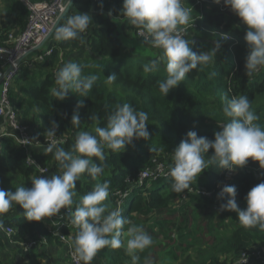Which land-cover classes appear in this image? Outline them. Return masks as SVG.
<instances>
[{"label": "trees", "instance_id": "trees-1", "mask_svg": "<svg viewBox=\"0 0 264 264\" xmlns=\"http://www.w3.org/2000/svg\"><path fill=\"white\" fill-rule=\"evenodd\" d=\"M6 1L10 3V11L15 12V19L20 27H25L29 9L24 1ZM28 1L34 3L44 0ZM195 1L188 0L187 3L193 4ZM122 2L123 0H108L98 3H93L90 0H75L70 15L65 16L61 21V24L65 23L68 17L78 12H96L94 16L90 15L92 23L81 34L84 43L89 45L87 52L89 57L82 59L79 63L82 66H87L82 68V75L97 76V80L87 96L70 91L67 97L61 101L51 95V88L56 86L53 69L60 61L61 50L59 49H55L46 61L38 62L33 74L29 75L27 67L23 68L21 75L14 80L10 91L11 103L19 111L23 120H25L23 112L29 118L32 110H39V113L35 111L36 113L31 116V119L32 124L41 134H46L47 129L51 127L52 120L59 124L56 134L61 136L70 130L77 133L78 131H88L97 126L103 127L106 123L107 113L117 104L128 103L135 109L148 113L149 140L143 138L134 140L133 145L126 146L125 150L120 153L105 150L106 159L103 162L106 165L105 172L98 177V181L101 183L104 180L110 181V193L105 203L109 204L112 209L115 206L113 190L128 187L126 177L129 174L137 173L148 163L150 147L158 146L172 154L180 141L186 138V133L189 130L196 131L198 136L214 139V132L221 130L217 122H226L227 120L222 112L224 103L222 98L225 95L229 99L233 95L248 96L252 110L260 117L258 123L264 127V68L260 69L254 77L249 78L245 75L244 63L248 54L247 44L244 40L246 25H236L234 15L228 17L223 12L206 9L203 18L198 19V27L189 30V35L194 33L190 47L196 52L207 51L214 47L215 42L218 41L221 46L216 57L202 70L198 67L190 71L185 79L178 86L172 88L165 97L159 91L157 83L166 78L163 65L152 73L143 71V65L160 55L161 50L151 47L153 56L150 59H146L142 55L137 60L122 56L125 45L117 34L118 19H114L120 15L119 9ZM110 10L111 16L108 15ZM192 12L196 13V10ZM126 22L125 26L131 28L128 31L151 46L137 35L134 27ZM221 33L231 35L236 39V42L222 39ZM207 37L211 40H205ZM52 41L55 40L52 39ZM56 44L64 49L74 48L78 51L83 43L79 39H75L58 41ZM132 48L135 50L133 46ZM90 57L96 59L91 60ZM72 61L74 62L73 58ZM211 72H215L216 75L209 78ZM109 75H115L116 80L111 84H106L105 80ZM81 100L84 102V106L78 110L81 123L79 127H74L71 125V116L77 103ZM93 114L97 115L99 119H91ZM74 135L70 136L63 148L70 149L75 139ZM44 150L45 147H32L30 153L36 158L39 165L52 166L51 173H57L58 163L53 154H45ZM1 151L0 189L15 191L17 187L22 186L8 183V178L14 174L23 178L25 181L23 186L31 187L30 179L35 175L37 169L36 166L27 164L26 150L19 147L11 137L4 136L1 141ZM212 151L209 149L208 154L211 155ZM93 160L100 163L95 157ZM224 170L212 165L204 170L192 184L195 187L212 188L221 178V173ZM98 181L92 180L87 173L81 176L77 181L76 196L73 197L74 208L80 196L91 191ZM261 181H264V173H255L246 167L236 170L230 185H235L237 189L236 201L241 210L247 206L244 199L247 192ZM172 182L170 177H166L152 180L147 185L134 187L129 204L121 213L131 223L143 226L153 238V244L138 253L140 256L138 264H144L145 257H149L152 264H163L158 261L161 252L174 259L185 256L191 246L197 244L199 231L207 226L205 240L215 245L214 251L204 252L198 246L194 256L188 257L185 264H208L210 262L230 264L232 258L240 251L258 246L264 248V231L258 228L242 227L239 222L235 225V222L238 221L237 213L219 211V207H214L213 198L190 193L188 202L181 203L180 207H173L181 193L177 194L172 191ZM23 212L20 205L13 204L7 213L0 215L2 223L14 227L16 231L14 238L17 241L25 240L27 237L37 239L39 234L44 235L50 242L54 241L55 237L43 219L28 221L24 218ZM217 216L219 223L215 224L214 220ZM227 218L228 222H234L235 226L229 227L224 232L218 231L217 228ZM206 222V226L202 227ZM128 227L129 225L125 224L122 232H126ZM163 228H165V232L161 230ZM5 239V235L0 233V256L6 247ZM164 239H167V244ZM57 242L61 243L59 240ZM159 248L163 250L158 252ZM34 251L36 250L28 252L29 262L27 264H43ZM219 254L225 256L224 260ZM92 262V264H131V257L126 254L125 247L115 249L105 247L97 252ZM0 264L5 263L0 259Z\"/></svg>", "mask_w": 264, "mask_h": 264}, {"label": "clouds", "instance_id": "clouds-1", "mask_svg": "<svg viewBox=\"0 0 264 264\" xmlns=\"http://www.w3.org/2000/svg\"><path fill=\"white\" fill-rule=\"evenodd\" d=\"M71 0H67L70 6ZM220 4L221 0H213ZM223 4L240 18L247 26L244 35L248 54L245 57V75L254 77L264 68V0H223ZM191 8L183 6L182 0H123L119 9L122 18L134 26L141 34H148L151 47L161 50V54L143 65L145 73H152L163 65L166 78L158 81L159 91L166 97L169 91L178 86L193 69L202 70L211 64L220 48V43L207 51L196 52L190 47L192 41L183 37L186 25L191 20ZM112 15L111 10L108 13ZM92 17L88 13L78 12L67 18L66 22L54 29L57 41L79 39L84 43L83 36ZM222 39H227L223 36ZM77 62L63 63L55 71V87L51 95L63 101L71 91L87 96L92 89L97 76L82 75V68ZM216 75L209 73V78ZM115 75L106 77L105 83L111 84ZM222 112L226 122H217L221 130L214 132V139L198 136L196 131L189 130L186 138L174 148L167 176L172 179L171 189L180 194L189 190L197 177L212 165L219 169L235 172L252 161H258L264 169V127L258 123L260 117L252 110L248 96L233 95L230 99L223 98ZM84 106L81 100L71 116V125L80 126L79 108ZM148 113L135 109L128 103L117 104L106 115L103 127L97 126L95 134L89 131H78L70 149L59 147L55 140L47 143L45 154H53L58 162V172L49 176H32L31 187L19 186L15 191L0 189V215L7 213L13 204L20 205L23 216L28 221H41L60 214L62 208L67 210V221L76 228L74 236L66 243L78 256L83 264H91L97 252L105 247H125V252L131 257V264H138L143 252L153 244V238L143 226L131 223L121 215L119 207L112 209L105 201L110 193V181H98L105 172V150L122 152L126 146L133 145L134 140L143 138L149 140L147 129ZM91 119L98 120L95 114ZM59 124L51 121L47 129V137H55ZM209 149L212 154L209 155ZM151 153L160 149L150 147ZM207 155V158H206ZM96 158L100 163L93 160ZM43 173V172H42ZM87 173L95 183L91 191L80 196L73 208L76 196L77 181ZM235 185H224L218 197L226 202L221 203L219 211H234L238 222L245 228H258L264 231V181L253 186L246 194V208L241 210L236 201ZM2 223V222H0ZM128 224L126 233L122 232ZM126 236L125 241L121 236ZM144 264H152L149 257L144 258Z\"/></svg>", "mask_w": 264, "mask_h": 264}, {"label": "built area", "instance_id": "built-area-1", "mask_svg": "<svg viewBox=\"0 0 264 264\" xmlns=\"http://www.w3.org/2000/svg\"><path fill=\"white\" fill-rule=\"evenodd\" d=\"M90 1L98 3L108 0ZM212 3H214L213 0H196L195 3L190 5L192 10H199V13L195 18H191L188 25L184 26L185 31L183 33V37L185 39L188 38L189 30L191 28L198 27V19L203 18L205 10L207 9L206 4L208 5ZM25 4L29 9V15L25 27L10 31H2V29H0V116L6 117L11 129L10 132L0 135V138L3 135L9 136L19 147L26 150L27 164L30 166H36L37 169L34 176H49L52 174L51 172L53 167L39 165L36 158L30 153V149H32V147H46L47 143H50L52 140H55L59 147H63L67 144L73 133L71 135L64 134L63 136L55 133L56 136L51 138L47 137V134H41V132H39L31 122L29 123L21 119L19 111L15 109L11 103L10 91L14 80L20 75L22 64H29L35 67L38 62L46 61L47 58L54 53L55 49L61 50V55L60 61L53 69L54 74L55 71L64 63L63 51H66V49L58 46L56 44L58 41H52L51 37L54 34L53 30L56 27L59 16L66 10L67 0H44L34 3L27 1ZM214 4L217 6L218 11L221 12H225L230 9L229 7H223L222 3ZM117 19L125 22L127 21L122 18ZM136 33L139 37L148 42L149 37L147 33L141 34L137 29ZM220 35L221 38L226 35V40L232 41L233 43L236 42V39L229 34L221 33ZM156 148L160 149V151L157 153H150L149 161L142 169H140L137 173L129 174L126 177V182L128 183L127 188H118L113 190V196L115 197L114 205H118L119 203L120 205L125 206L126 202H129V199L132 196V190L134 187L147 185L152 180L168 177V166L172 162V154L165 152L158 146ZM245 167L255 173H264V169L259 167V162L257 161L253 164L248 163ZM235 173L236 171L230 172L225 169L221 173V178L212 188L195 187L191 184L189 190H184L181 193L179 199L174 202L173 207H180L181 203L183 204L188 202L190 200V193L201 194L203 196L213 198L214 207H219L221 203H224V201L226 202V199L221 200L218 197V193L224 185H230ZM115 208H117L116 205ZM122 211H125V208H123ZM66 216L67 210L62 208L60 214L49 218H43V220L52 235L67 248L68 256L72 264H83V262L79 260L78 256L74 254V251L69 247L68 243H66L68 238L70 236H74L76 232V228L67 221ZM0 231L3 235H5L10 245H21L24 247L26 252L38 248L40 243L48 242V239L42 234H39L37 239H29V237H27L25 240L17 241L14 238V234L16 232L14 227L5 225L4 223H0ZM174 235L176 236V233H174ZM220 257L222 260L225 258V256L221 255ZM255 262L264 264L263 247L258 246L249 250L240 251L232 258L230 264H254ZM208 264L217 263L210 262Z\"/></svg>", "mask_w": 264, "mask_h": 264}, {"label": "crops", "instance_id": "crops-1", "mask_svg": "<svg viewBox=\"0 0 264 264\" xmlns=\"http://www.w3.org/2000/svg\"><path fill=\"white\" fill-rule=\"evenodd\" d=\"M22 1H24V3H26L28 0H22ZM187 1L188 0H182L183 5L185 7H187V8H190V5L191 4H188ZM0 2L3 5L2 8L10 7V3L8 1L1 0ZM221 3L223 5V7H226L223 4V0H221ZM209 5L210 4L206 5L207 6L206 7L207 9H211V10H214V11H218L217 6L214 3H212L213 7H209L208 8ZM72 8H73V6H72ZM192 11H195V10H192ZM71 12H72V10H70V12L67 14V16L70 15ZM219 12H221V11H219ZM222 12L225 14V16H228V17L230 15H234L236 17V21H235L236 22V25L239 26V25H242L243 24L240 21V18L238 16H236L231 11V9H228L225 12L224 11H222ZM198 13L199 12L196 10V13L194 15V18L198 15ZM3 14H4V12H2V15ZM88 14L91 15V16H94L96 14V12L95 11H91V13H88ZM11 15H13L14 16V19H15V12H11ZM3 18H4V16L2 17V19ZM118 21H120L119 22L120 23L119 25L120 26L122 25V27H123V30H122L123 32H125L126 34H133L131 31H128V30H131V28H129V26H125V21H123V20L122 21L121 20H118ZM15 22H16V24H11V25H13V26H11L9 21H7V20L4 21V19H3V22L0 23V29H2V31H10L9 29H6V28H11V29L13 27L19 28V24H17L18 21L16 19H15ZM20 29H22V27H20ZM193 34H190L188 36V38H187L188 41H192L194 39V35ZM52 38H54V34L52 35L51 39ZM205 40H211V39L207 37V38H205ZM88 46H89L88 43H83L82 44V47L80 48V50H78V52H76V53H79L82 50L88 52L89 51ZM66 51H67V49H66ZM70 55L72 57L73 53L71 52ZM68 59H70V56H68ZM36 66L34 67V66L29 65V64H22V69L25 68V67H27V69L29 70V75H31V74H33V71L36 68ZM22 69H21L20 75L22 73ZM22 83L23 82L21 81V84ZM0 91H1V86H0ZM32 111H33L32 114L30 113L31 116H33V114L36 113V112L39 113V110L38 109H34ZM20 116H21V114H20ZM31 116L29 118H27V116L23 112V118L25 119L24 121H27L29 123L30 122L32 123L33 121L31 119L32 118ZM10 130H11L10 129V125L8 124V122L6 120V117L5 116H0V135H2L3 133H6V132H10ZM4 136H6V135H3L0 138V144H1V141H2V139H3ZM1 157H2V151H1ZM0 233H1V231H0ZM57 241L58 240L56 238L52 242H50L48 240L47 243H40L39 247L35 249L36 251H34V253L38 256V258L41 260V262L43 264H71L70 262H68V260L70 261V259H69V256H68L67 248L63 244H61V243H59ZM5 242H6V247H4V250H2L1 256H0V259L3 260V262L5 264H6V262H8V264H27L29 262L28 252L25 251V249H24L23 246H21V245L12 246V245L9 244L7 238L5 239ZM191 249L192 248H190L188 251H190ZM187 254H188V252L186 253V255ZM166 255H168V254H166ZM190 255L192 257L194 256V254H190ZM171 259L172 260H170V263H174L176 260H179L180 258L179 259L171 258ZM255 263L256 264H259L257 262H255Z\"/></svg>", "mask_w": 264, "mask_h": 264}, {"label": "rangeland", "instance_id": "rangeland-1", "mask_svg": "<svg viewBox=\"0 0 264 264\" xmlns=\"http://www.w3.org/2000/svg\"><path fill=\"white\" fill-rule=\"evenodd\" d=\"M2 7H3V5L0 2V23L3 22V19H4V21H6V20L9 21L10 25L11 24H16L14 16L11 15L10 7L9 8L8 7L2 8ZM208 7H213V5L210 4ZM2 12H4L3 15H2ZM194 15H195V13L192 12L191 13V18H194ZM3 16H4V18L2 19ZM119 22L120 21H118L117 34L119 35V37L121 38L122 42L125 45V50H124V53L122 54V56L126 57V58H132V59H136L137 60V58L140 57V55H142V56H145L146 59H150V57L153 56V51L151 49V46H149L144 41L138 39L135 35L126 34L125 32H123L122 31L123 27H122V25L121 26L119 25L120 24ZM17 24H19V23H17ZM11 26H13V25H11ZM6 29H9V30L20 29V24H19V28L13 27L12 29L11 28H6ZM52 39H55V38H52ZM55 41H57V40H55ZM132 46L135 48V50L132 48ZM71 52L72 53L75 52L72 55V57L70 55ZM76 52H78V51H77V49H74V48L67 49V51H63L64 63H66L68 61H72V58H73L74 62H77L79 64L82 59H85V58L89 57L88 53L86 51L82 50L79 53H76ZM68 56H70V59H68ZM90 58H92L91 60L96 59L95 57H90ZM94 130H95V128H90L88 131L91 132L92 134H95ZM72 133L76 135V133L71 131V130L66 132L65 134L66 135H68V134L71 135ZM249 163L253 164V163H256V162L252 161L251 159H249ZM8 179H9L8 183L10 185L14 184V185H18L19 186V185H24L25 184V181L23 180V178L20 175H18V174H14L13 176H11ZM238 203H240V202H238ZM128 204L129 203L126 202L125 206L124 205H120L119 203H118V205L117 204H115V205H116V207H119L120 209L122 207V209H121V213H122L123 212L122 211L123 208L126 209ZM114 209H115V206H114ZM218 221H219V217L217 216L216 220H214L215 224H218L219 223ZM233 223L228 222V218H227V220L223 224H221L217 228V230L218 231H223V232L227 231L229 229V227H231V226L234 227L236 225V223H238V221L235 222V225ZM206 224H207V222L204 223L202 225V227L206 226ZM207 229H208V226L205 229H201L199 231V233L197 234V237H198L197 244L191 246L192 249L190 251H188L187 255L186 254H185V256L183 255L179 260H176L172 264H185L186 260L188 259V257L191 256L190 254H194L196 252V250H198V246H199V249L203 250L204 252H206V251L213 252L214 248H215V245H212L208 241L205 240V237L207 236ZM161 230L165 232V228H163ZM124 233H126V232H124ZM201 233H202V235H199ZM122 239H123V241L126 242V236L122 235ZM164 241L167 244V239H164ZM125 246H126V243H125ZM162 250L163 249L159 248L158 252H161ZM156 251H157V249H156ZM217 254H218V251H217ZM160 256L158 258V261L163 263V264H168V263H170V260H172L168 255H166V254H164L162 252H161ZM92 261H91V264L93 263ZM68 262H70L72 264L71 260L70 261L68 260ZM6 264H8V262H6ZM254 264H256V263H254ZM259 264H262V263H259Z\"/></svg>", "mask_w": 264, "mask_h": 264}, {"label": "water", "instance_id": "water-1", "mask_svg": "<svg viewBox=\"0 0 264 264\" xmlns=\"http://www.w3.org/2000/svg\"><path fill=\"white\" fill-rule=\"evenodd\" d=\"M74 1H75V0H71V2H70V6L67 5L66 10H65V11L59 16V18H58V20H57V24H56V26H58V25L61 23L62 19H63L65 16H67V14L70 12V10L72 9V6H73V4H74ZM54 29H55V28H54ZM53 32H54V30H53Z\"/></svg>", "mask_w": 264, "mask_h": 264}]
</instances>
